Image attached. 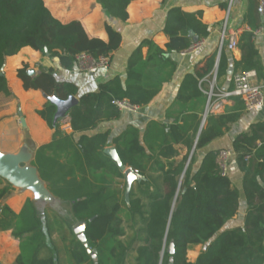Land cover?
<instances>
[{"label":"trees","instance_id":"16d2710c","mask_svg":"<svg viewBox=\"0 0 264 264\" xmlns=\"http://www.w3.org/2000/svg\"><path fill=\"white\" fill-rule=\"evenodd\" d=\"M97 1L109 17L127 21V7L134 0ZM250 2V16L247 15V21L255 31L261 24L260 3L258 0ZM200 17V13H187L179 7L172 8L164 26V32L169 38L166 50L151 41H146L145 44L161 56L185 51L209 35L208 26ZM107 32L108 41L90 38L80 21L62 23L54 17L44 0H0V72L4 68L6 58L19 53L26 46L58 57L61 65L67 69L74 67L76 56L82 52L96 57L111 56L119 49L122 35L112 25L107 26ZM254 33L245 32L240 39L245 70L259 69L258 49L253 42ZM194 36L198 38L197 41ZM142 47L143 45L129 60L126 86L123 85L121 77L116 76L101 84L98 91L82 95L79 102L69 111L73 131L82 133L78 144L85 164L94 169H105L123 178L125 175L117 163L104 152L109 142V132L95 135H88L87 132L95 129L101 122L114 121L121 117V110L114 101L127 99L132 104L144 106L157 94V89L144 88L143 75L135 69L142 59ZM215 66L216 53L207 57L203 64H198L195 72L185 77L179 90L178 100L183 104L191 101L203 103L200 114L194 112L189 115L194 122L193 128L183 129L180 124H173L169 128L173 140L183 141L189 151L196 140V149H200L221 137L226 128L241 115L240 112L232 111L210 113L204 128L197 136L206 105V95L199 83L211 74ZM28 68L29 66L25 65L18 70L26 89L41 90L47 97L57 96L61 100L78 94L77 86L59 81L53 68L35 76L28 74ZM225 70L226 58L222 53L218 65V79ZM1 93L10 95L8 80L4 74H0ZM55 112L56 106L48 101L46 111L42 110L40 113L48 118L50 125L55 129L54 143L57 144L60 141H68L70 136L60 128V122L53 124L51 116ZM256 138L245 135L235 142L236 150L241 152L237 161L244 173L243 188L248 204L243 228L234 227L221 231L238 213L241 194L231 178L219 170V151L207 153L195 172L192 170L193 156L182 178L189 153L180 161L170 160L178 152L171 144L163 146L157 159L161 177L141 181L139 187L142 195H136L133 189L129 204H126L131 217H139L143 222V228L128 242L120 239L125 235L120 215L122 204L118 197L106 193L105 186L83 195L66 190L68 194L62 196L72 202L74 219L87 222L86 236L89 247L98 251L97 264H264V186L259 181V177L264 181V161L256 164L254 160H245V156L250 152L249 147H254ZM115 144L122 162L127 167L145 174V148L141 145L137 132L131 130L125 133L115 140ZM160 157L169 159L167 167L161 163ZM255 157L264 159V146L257 151ZM151 186L154 187L152 191ZM8 193L10 187L0 189V200ZM124 202L126 203L125 199ZM23 215L29 228L23 226V219L16 225L19 216L7 204L0 209V230L19 228L23 233L33 232L38 240V247L33 256L26 258L21 254L15 264H57L55 257H40V250L47 245L41 243L44 238L41 219L31 201L28 202ZM70 226L74 236L71 255L75 262L83 264L92 261L86 246L77 238L73 226ZM16 229L14 234L19 236L22 232H17ZM172 243L174 253H169L168 248ZM206 243V248L197 260L190 262L187 258L188 249ZM133 253L136 255L132 261Z\"/></svg>","mask_w":264,"mask_h":264},{"label":"crops","instance_id":"0c3cea01","mask_svg":"<svg viewBox=\"0 0 264 264\" xmlns=\"http://www.w3.org/2000/svg\"><path fill=\"white\" fill-rule=\"evenodd\" d=\"M44 1L54 17L62 23L80 21L90 38L108 41L107 26L112 25L121 33L122 42L119 49L110 56V68L96 74L80 71L76 63L71 69L64 68L58 57H53L50 53L43 54L30 46L22 48L15 55L8 56L2 72L8 80L10 95L0 94V151L18 152L22 146H28L34 154L32 162L38 167L40 176L46 182L50 191L62 201L64 211L69 214L72 213V202L62 196V194H68L66 190L83 195L86 192L105 186L106 193L118 197L122 207L123 204H129L125 196L127 185L125 177H119L105 169H94L85 164L78 144L82 133L74 132L71 126L69 130L64 131L65 134L70 136V139L65 142L60 141L57 144L54 143L55 129L50 125L48 118L40 113L42 110L46 111V104L49 101L48 97L41 90L26 89L23 80L18 75V70L28 65L29 68L36 70V74L32 75L35 76L53 68L59 81L70 82L77 86L78 94L75 96L80 99L84 94L98 91L101 84L116 76H120L123 85L126 86L129 60L133 53L143 45L142 59L135 69L143 75L142 85L144 88L157 89V94L147 105L141 106L139 112L121 111L119 119L101 122L95 129L88 131L87 134L95 135L109 132V142L105 147L106 149L109 147L116 148V139L131 130H135L141 145L145 148V174L139 173L144 176L145 179L143 180H146V178L156 180L161 177L162 172L158 166L157 159L161 148L165 145L171 144L178 152L170 160L180 161L189 153L187 160L189 165L194 156L192 163L193 172L197 171L203 158L210 151L233 150L235 154L230 160L228 176L234 186L240 190V209L224 225L221 231L234 227L243 228L248 204L243 188L244 173L237 161V157L241 152L239 153L236 150L235 142L237 139H242L245 135L249 137L256 136L257 140L254 143V147H249L250 152L248 154L250 159L246 160L245 158V160L249 162L254 160L256 164L264 161L263 158L255 157L257 151L264 146V108L259 111H248L241 98L234 97L229 99L223 110L216 114L232 111L240 112V117L226 128L225 133L221 137L214 139L200 149L195 148L193 150L196 140L189 151L188 146L183 141L176 142L173 140L169 133V128L173 124H180L183 129L193 128L194 122L189 118V115L194 112H199L200 114L203 103L191 101L183 104L178 100L179 90L185 77L190 73H194L197 65L203 64L206 58L214 53H216V64L220 62L222 53H224L226 58L225 73L218 79L219 88L223 90L232 89L234 87V75L250 70L256 71V81L264 84V15L261 13L260 4L259 15L261 24L255 31L247 21V15L249 14L250 16V13H248L251 6L250 0H235L231 8L229 28L239 31V39L242 38L245 32H255L253 42L258 49L257 62L259 63V69L245 70L243 68V53L240 47V40L239 46L235 50H229L225 47L220 56L218 55L222 22L226 16L229 0H134L127 7L129 15L127 21L110 19L97 0ZM175 7H179L187 13H200L202 22L208 26L209 35L204 38L201 47L196 51L173 52L161 56L145 42L151 41L154 45L166 50L169 38L164 32L165 21L169 11ZM258 30L260 32H257ZM55 113L51 116L53 124ZM22 118H24L25 124L21 121ZM197 136H199V132ZM241 144L246 145L243 142ZM159 160L166 167L168 166L169 159L160 157ZM259 181L264 186V181L261 177H259ZM140 182L135 181L133 184L132 190L135 189L136 195H142L139 187ZM6 187H10V193L0 200V209L4 204H7L19 216L16 225L20 219H23V225L28 227L24 219L26 213L23 215L25 208L21 202H27L29 197V201L36 207L41 224L43 221L39 215L40 207L43 210L45 226L48 228V232L50 231L49 233L52 234L51 238L55 241L57 252H52L46 244L47 246L42 247L40 250V257H55L57 264H77L71 255L74 236L72 231L70 233L67 232L65 227H69L70 224L74 226L78 221L74 217L71 218V221L65 218V222H63V240L59 239L58 233L55 235L56 231L53 233L51 230L52 227H56L57 223L60 224L57 221L59 218L54 220L50 213H53L56 217H61V213L48 206L37 205L31 191L23 192L1 178L0 189ZM63 188L64 190H62ZM121 188L124 190L123 194L120 191ZM153 189L154 187L151 186V191ZM20 204L22 205L21 207L19 206ZM61 218L64 219L63 217ZM15 229L0 230V264H15L21 254L25 255L26 258H31L38 247V240H36L37 246H35L36 248L32 253L28 251V255H30L28 256L27 249H23L24 246L20 237L14 234ZM29 234L27 233V235ZM44 238L41 243H45ZM207 244H198L190 247L187 251L188 260L195 262ZM135 255L136 253L131 255L132 260ZM92 258V261L83 264H97V257L92 256Z\"/></svg>","mask_w":264,"mask_h":264},{"label":"built area","instance_id":"2783aa9c","mask_svg":"<svg viewBox=\"0 0 264 264\" xmlns=\"http://www.w3.org/2000/svg\"><path fill=\"white\" fill-rule=\"evenodd\" d=\"M234 1L235 0H229V4L226 8V16L222 22L219 56L225 47L229 50H235L239 46V31L229 28V18ZM259 2L261 13L264 15V0H259ZM257 32H260V30ZM202 41L194 43L189 49L185 50V52L198 50L202 45ZM75 63L80 71L96 74L110 68L111 58L108 55L96 57L87 52H82L76 56ZM218 63L211 74L200 80L199 83L201 90L206 95V105L202 115V120L204 118L203 126L210 113L221 112L226 102L234 97L241 98L248 111H259L264 108V84L256 81V71L250 70L235 74L233 78L234 87L230 90H223L218 86ZM114 103L121 111L136 113L139 112L141 108L139 105L130 103L127 99L116 100ZM59 122L60 128L63 131H67L71 128V118L69 114L61 118ZM234 154L235 152L231 149H222L219 151L217 162L219 170L223 175H228L230 160ZM245 158L249 160L250 155H246ZM136 172H138V170H136Z\"/></svg>","mask_w":264,"mask_h":264},{"label":"water","instance_id":"95a60500","mask_svg":"<svg viewBox=\"0 0 264 264\" xmlns=\"http://www.w3.org/2000/svg\"><path fill=\"white\" fill-rule=\"evenodd\" d=\"M110 19H112L110 17ZM193 35V33H192ZM197 37L194 36V40L197 41ZM29 75L36 74V70L29 68L27 70ZM3 74V72H0ZM48 100L56 106V113L54 117V125H56L61 118L66 116L71 108L79 102L76 96H71L67 100H61L57 96L48 97ZM21 114V112H20ZM24 123V118L21 120ZM204 118L201 122V128L199 134L202 131ZM197 141L193 147L196 148ZM191 152V156L193 153ZM105 153L108 154L118 165V167L124 172L126 185V200L129 202L130 194L135 181H142L144 176L136 172L132 167H127L121 160L119 153L115 147H109L105 149ZM190 156V159H191ZM34 154L30 151L28 146H22L18 152H2L0 151V177L8 181L12 186L24 191H31L34 195V201L37 205L48 206L51 209L63 213V203L56 197L50 189L47 187L46 182L40 176L38 167L33 164ZM189 161L187 162L183 176L186 172ZM72 213L69 216L72 218ZM86 221H78L74 226V232L80 241L86 246L87 251L95 257L97 255V249L89 248V242L86 236ZM169 253H174V244L172 243L168 248Z\"/></svg>","mask_w":264,"mask_h":264},{"label":"rangeland","instance_id":"374dc122","mask_svg":"<svg viewBox=\"0 0 264 264\" xmlns=\"http://www.w3.org/2000/svg\"><path fill=\"white\" fill-rule=\"evenodd\" d=\"M120 191H122V194L124 193V190L122 188H121ZM29 199H30V197H29ZM29 199L27 200V202H21V204L24 206V208H26L28 202H30ZM22 200H24V199L22 198ZM21 204L19 205L20 207L22 206ZM24 210H23V212H24ZM39 215H40V217L42 218V221H43L41 226H42L43 232H44L45 243L48 245V247H50L52 252H57L56 244L54 243L55 241H54V239L51 238L52 234L49 233L50 231L48 232V228H46V226H45V217H44V213H43V210H42L41 207L39 209ZM50 215L52 216V218L54 220L59 218V219H57V221L60 224L57 223L56 227H52L51 230H52L53 233H54V231H56L55 235H56V233H58V235L60 237L59 239L63 240V237H62V234H64V226H63L64 223L63 222H65L64 221L65 218H66V220L71 221V217L69 216V213L67 211H64L63 213L60 214L61 217H63L64 219H62L61 217H58V216L56 217V215H54L53 213H50ZM120 215H121V217L123 219L122 228L125 231V235L120 237V239L125 241V242H128L129 240H131V238L136 234V232L139 229L143 228V222H142V220L139 217L132 218L130 213H129V211H128V209H127V206L125 204H123L122 212H121ZM73 222H74V220H73ZM23 226H25L26 228L30 227L29 225H28V227L26 225H23ZM70 227H65V230H67V232H69V233L71 231ZM16 231L17 232H22V231H20L19 228H17ZM33 236H34L33 232H30L29 235H27V233H23V232L19 233L20 240L22 242V245L24 246L23 249L24 248L27 249V255L30 252L32 253V251L35 250V248H36L35 246H37V243H36L37 242L36 241L37 238L36 237L32 238ZM31 241H33V242L35 241V243H33ZM28 251H29V253H28ZM28 256H30V255H28ZM96 257H97V255H96Z\"/></svg>","mask_w":264,"mask_h":264}]
</instances>
